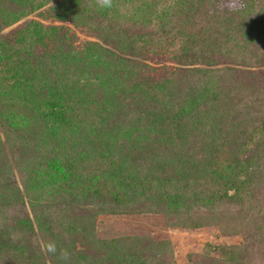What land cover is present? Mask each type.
Returning a JSON list of instances; mask_svg holds the SVG:
<instances>
[{
  "label": "trees",
  "instance_id": "trees-1",
  "mask_svg": "<svg viewBox=\"0 0 264 264\" xmlns=\"http://www.w3.org/2000/svg\"><path fill=\"white\" fill-rule=\"evenodd\" d=\"M43 1L0 0V24L8 10V15L18 10L22 16ZM242 1L244 12H227L224 26L213 32L204 28L215 16L210 0H201L195 11L192 0H175L172 8L158 6L159 0L87 1L109 9V15L103 14L114 20L113 15L142 23L171 17L179 26L177 34L185 35L182 50L196 59L208 62L220 56L252 68L226 66L198 79L191 69L181 81L163 84L153 82L149 74L141 75L149 72L141 56L136 61L92 42L77 51L69 44L58 46L61 31L55 27L46 32L34 23L1 33L0 171L12 155L36 160L34 183L63 182L70 194L109 192L118 197L120 185L135 190L138 197H147L153 188L160 190L171 205L167 211L174 217V226L191 229L213 221L242 234V245L213 247L216 264H264V170L255 162L245 165L225 157L227 146L241 138L244 144L264 138V72L256 70L264 64V5L260 0ZM172 31L164 41L173 40L176 31ZM92 77L94 85L88 82ZM117 79L131 84L138 98L132 97L125 107L116 102L109 107L150 108L148 113L157 117L149 127L138 116L129 125L138 127L129 142L149 148L150 153L138 161L128 159L125 145L118 148L116 137L108 132V107L94 99L95 89L106 92V87L111 92ZM95 142L96 150L78 149ZM235 201H241L237 211L232 206ZM92 231L88 218L69 228L70 241L83 245V259L76 264H147L144 255L162 245L160 240L147 244L141 236L96 239ZM49 244L56 249L50 254L63 257L59 243L46 242L45 247ZM234 251L240 252V258L234 259Z\"/></svg>",
  "mask_w": 264,
  "mask_h": 264
},
{
  "label": "rangeland",
  "instance_id": "rangeland-1",
  "mask_svg": "<svg viewBox=\"0 0 264 264\" xmlns=\"http://www.w3.org/2000/svg\"><path fill=\"white\" fill-rule=\"evenodd\" d=\"M77 1L45 0L40 7L22 16L18 10L10 9V13L13 12L8 15V10L4 15V20L0 24V34L14 33L25 27H32L34 23H39L46 32L55 27L61 31L62 43L58 42V46L69 44L77 51L84 48L88 42H92L97 48H105L117 54L121 52L123 56L132 57L136 61L138 56H141L149 71L148 73L144 71L141 75L149 74L154 79L153 82L161 84L170 80L181 81L180 77L188 74L191 69L198 74V77H194L197 79L213 75L226 66L252 70L251 67L249 69L244 65L234 64L228 59H220V56L208 62L201 61L187 50H182L185 35L177 34L179 26L175 25V20L171 17L142 23L127 18L117 19V16L113 15L114 20L103 14L109 9L105 11L102 7H94L87 2L88 0H85L86 3L80 0L78 4ZM260 1L264 5V0ZM174 2L175 0H159L158 6L166 5L172 8ZM200 2L201 0H192L193 11ZM209 8L215 16L213 22L204 23V28H211L212 32L221 30L224 26L223 15L227 12H244L246 9L242 0H210ZM136 10L138 11L137 7ZM70 13H74L75 18L73 16L72 19ZM166 14L171 13L169 11ZM172 29L176 31L177 36L174 35L173 40L168 43L164 41V37ZM46 38L45 36V42ZM158 43L159 45L154 47ZM148 45L153 46L149 52L145 51ZM41 48L43 47L37 49ZM256 70L264 72V64ZM111 71L112 68L109 69L108 76H111ZM92 80L88 79L91 85L95 83L94 77ZM118 80L111 92H108L106 87V92L99 87L95 89L94 99L101 101L102 106L108 107L105 108V111L111 114L108 132L116 137L118 148L125 145L128 159L138 161V157H146L150 152L148 147L145 150L138 147V143H130L134 134L138 132V127L132 128L129 125H132L135 116H138L141 120L149 122L147 126L149 127L152 123L156 124L157 117L148 113L147 110L150 108L115 110L109 107L108 104L113 102H116L117 106L125 107L133 101L132 97L138 98L134 95L131 84L123 82V79L122 84ZM104 97L107 101L103 99ZM123 109L126 115L120 112ZM129 111L131 114H128ZM245 114L247 113L244 112L242 118ZM144 135L149 136L145 133ZM242 139L227 146L225 157H231L245 165L255 162L264 170V138L256 137L254 142L246 144L244 140L242 143ZM98 147L95 142L86 143L78 149L96 150ZM36 165L34 159L28 162L21 157L9 155L6 166L0 171V261L5 264H76L77 261L81 263L83 258L80 250L83 245L70 241L69 228L86 218L93 222L92 232L96 239L141 236L147 244L155 240L162 241L160 246L162 248L158 247L159 249H153L144 255L147 264H196L198 261L216 264L214 246L243 244L240 232L230 227L216 226L213 221L191 229L174 226V217L167 211L171 205H168L167 198L161 195L160 190L153 188L146 194L147 197H138V192L126 190L120 185L118 197H113L109 192L101 196L70 194L65 191L63 182L34 183ZM116 198L120 200L117 201ZM240 203L241 201H235L232 205L235 211ZM46 242L59 243L63 257L61 253L59 258L55 257V254L52 255L53 253H48ZM240 255V252H235L234 259L240 258Z\"/></svg>",
  "mask_w": 264,
  "mask_h": 264
},
{
  "label": "clouds",
  "instance_id": "clouds-1",
  "mask_svg": "<svg viewBox=\"0 0 264 264\" xmlns=\"http://www.w3.org/2000/svg\"><path fill=\"white\" fill-rule=\"evenodd\" d=\"M105 4H107V0H105ZM46 251L49 253H54L56 251L55 246L52 244H49L46 248Z\"/></svg>",
  "mask_w": 264,
  "mask_h": 264
}]
</instances>
